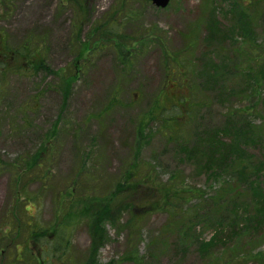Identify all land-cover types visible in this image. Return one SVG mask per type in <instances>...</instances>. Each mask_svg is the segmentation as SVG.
Listing matches in <instances>:
<instances>
[{"label":"rangeland","instance_id":"1","mask_svg":"<svg viewBox=\"0 0 264 264\" xmlns=\"http://www.w3.org/2000/svg\"><path fill=\"white\" fill-rule=\"evenodd\" d=\"M245 1L249 0H238L241 5ZM250 1L256 3L249 40L251 61L245 66L242 53H235L237 71L225 62L234 54L230 42L226 39L225 52L218 49V34L206 27V22L217 26L218 21L225 33L233 32L236 20L224 13L227 1L169 0L165 8H157L146 0H88L83 11L72 0H9L8 9L0 6V32L7 45L14 49L26 38L43 42L41 55L48 68L47 72L30 77L16 71L0 76V264H12L16 257V261L20 260L17 264H37L34 256L40 245L27 239V227L23 224L31 230L50 227L58 215V189L71 184L78 186L74 188L78 193L102 195L104 189L113 188L130 165L137 163L140 173L150 171L157 182L164 183L175 176L187 188L204 190L210 196L217 179H209L201 166L207 163L206 135L222 128L232 112L246 111L249 119L246 116L243 122H252L257 138L264 140V72L261 69L258 73L260 67L256 68L264 62V0ZM105 24H121L116 34L123 38L101 35ZM235 31H239L238 27ZM118 40L130 50L132 63L127 67L116 59L113 45ZM236 41L241 44L239 38ZM86 43L94 50L78 62V48ZM188 43L193 44L188 47ZM185 47L188 49L183 53ZM177 56L187 61L183 84L176 69L173 77L166 75L174 68L171 58ZM221 61L226 67L214 68ZM75 62L82 65L81 74L75 75L66 88L64 84L72 75ZM202 72L208 82L201 79ZM221 73L222 81L213 86L207 78L217 79ZM189 80L196 93L193 92L192 110L187 116L182 106L171 107L170 100L165 98L164 102L163 98L169 97L171 89H187ZM115 91L117 106L105 111ZM155 101L168 110L156 113L150 120L148 111ZM178 115L183 125L179 129L186 150L183 154L164 137L159 126V121ZM138 119L145 123L140 133ZM257 138L255 144L250 142L245 148L255 165L260 163L264 147ZM223 141L227 142L224 138ZM42 147L46 152L40 153V157L46 161L38 168L28 157ZM16 165L24 168L20 170L23 176H15L19 171ZM43 173L48 174V179L41 182ZM90 185L91 191L83 188ZM164 222L162 213L151 214L144 220L139 255L147 254L152 236ZM103 227L108 239L98 249L94 264H135L121 259L127 254L125 233H119L109 222ZM212 227L214 224L196 226L199 239L209 240L214 233ZM5 230L7 235L1 236ZM243 234L236 239L238 249L233 244L228 250L234 254L217 247V257L210 258L209 263L215 264L217 259V263L223 260V264H264L257 255L264 257V233L250 229ZM68 241L66 258L71 264H84L91 243L86 217L76 219ZM41 242L45 244L43 239ZM57 253L61 256V247ZM42 255V264H56L54 256ZM160 258L151 264L205 263L193 245L174 246Z\"/></svg>","mask_w":264,"mask_h":264},{"label":"trees","instance_id":"2","mask_svg":"<svg viewBox=\"0 0 264 264\" xmlns=\"http://www.w3.org/2000/svg\"><path fill=\"white\" fill-rule=\"evenodd\" d=\"M81 1H84L81 3ZM88 0H72L73 3L78 4L81 11L84 10V4ZM150 2V0H146ZM220 1V0H217ZM223 3L226 1L227 4V15L234 16L236 20V28L239 31H235L233 28L231 33H225L224 29H221L218 25H221L217 21L206 22V27L209 30L210 27L213 28L211 32L218 34L217 38L215 36V42H217V48L222 49L225 52L224 44L226 39L230 42V51H233V56L230 54L229 60L225 61L229 65L233 66V69L237 71L238 61H235V53H242V61L245 66H249L248 63L251 61L249 59V51L251 49V44L249 43L250 34L252 32V22L251 18L255 12L256 3L245 1L244 5L239 4L238 0H221ZM215 2V1H214ZM1 8H9V0H0ZM254 6V9H253ZM253 10L252 12H250ZM106 28L100 30L101 35L108 36L109 34H116L117 30L121 28V24L113 25L115 27H110L105 24ZM103 26V27H105ZM117 35V34H116ZM113 36V38L116 37ZM193 34H189L190 36ZM0 32V37H2ZM186 36V37H187ZM118 39L123 37L118 34ZM252 37V36H251ZM239 38L241 44L236 41ZM2 45L0 42V76L3 77L11 71L19 72L20 75L25 77L34 76V74L41 71L47 72L45 61L41 55V46L43 42H33L32 38H26L19 47L11 49L7 42L4 41L2 37ZM114 41V50L116 59L119 64L123 67H127L132 63L130 50L127 47L121 46L119 41ZM212 43V42H211ZM191 47L193 43H188ZM240 44V45H239ZM88 43L82 44V47L78 48L77 61L79 62L84 56L92 53L94 50L87 46ZM215 46V45H214ZM188 48L182 50L183 53L186 52ZM171 64L173 69L166 72L167 78L173 77L174 70L181 75L182 81L184 82V77L187 75V69L184 68L186 59L177 57L171 58ZM239 60V58H238ZM256 59H254L255 61ZM225 62L222 61L219 65H214L224 69L226 67ZM204 63V60H203ZM222 63V64H221ZM15 64V65H12ZM203 66V65H202ZM82 65L74 63L71 73L72 75L67 79L64 86L68 88L70 84L75 79V75L81 74ZM205 67V66H203ZM202 67V68H203ZM258 73L261 69L264 72V62L257 65L259 68ZM184 68V69H183ZM183 69V71H181ZM250 69L247 71L249 76ZM257 72V71H256ZM235 73V72H233ZM201 73V79H203ZM218 74V72H217ZM264 75V73H262ZM223 73L217 76V79L207 78L212 80L213 86L217 82L222 81ZM232 75V74H228ZM227 75V76H228ZM198 76V74H197ZM237 76V75H232ZM257 77V76H255ZM64 79V78H62ZM205 82H208L206 79ZM248 80V79H247ZM247 82V81H246ZM253 87V83H251ZM257 82L254 84L256 88ZM173 87V85H172ZM187 89L181 87L180 89H171L168 96L164 97V102L166 99L172 104L171 107L182 108L185 114H188L192 110L191 102L193 97V92L196 93L192 88V83L189 80L187 83ZM207 89V86H203ZM184 88V90H182ZM0 86V95H1ZM117 92L115 91L110 96V102L105 111H110L117 106V97L115 96ZM166 98V99H165ZM173 108V109H174ZM168 110L162 104L155 101L148 111L149 119L152 120L158 113L161 114L162 111ZM101 112L104 115L106 112ZM246 111L232 112L227 117V122L222 128H217L210 131L207 136L206 151H207V163H202L203 172L207 174L209 179H217L214 187L213 193L209 196L206 191L200 190L198 188H187L182 182L177 181V177L173 176L167 182L161 183L157 182L156 179L150 174L151 172L140 173L137 163H133L129 166V169L124 172L120 180L115 183V185L109 189H104L105 191L102 195H94L91 192L83 193L76 192L78 186L69 184L63 190L58 189L56 192V204L58 208V215L50 227L45 229H40L37 227L31 230L26 223L27 227V239L33 243V245H40L37 254L34 256L37 260V264H42L43 258L42 254H48L49 256H54L56 264H61L66 261L71 264V261L66 258V250L69 245V234L71 231V226L74 224L77 218L86 217L88 225V234L90 237V247L88 249V259L84 264H94L95 256L100 248L107 239L108 234L106 229L103 227L105 222H109L113 227L118 229V232H124L126 235V251L125 257L121 258L125 262H134L135 264H151L157 263L166 252L171 251L174 246H191L193 245L197 249V254L203 257L205 261L204 264H211L210 258L213 259L216 256L214 250L217 247H221L223 251L228 252L232 249L233 244H236L234 248L239 247L236 239L239 236L244 235L243 231H249L250 229L260 230L261 234L264 233V147L261 152V160L258 165L250 160L252 157L246 153V147H249V143L255 142L256 127L253 126L252 122H243L247 118ZM180 116H175L173 118L163 119L159 121V126L163 129L164 137L170 142H172L177 150L183 154L186 151L184 148V141H182V135H179V129L183 125L179 122ZM143 120L138 119L139 133L143 131L144 124ZM56 126V125H55ZM53 128V135L56 134V127ZM223 138L227 142L223 141ZM261 142L264 146V140ZM49 141V140H48ZM49 149V146L47 150ZM46 152L44 147L37 151L36 154H32L28 157L29 162H33L35 167L41 168L46 161L43 156L40 157V153ZM189 151V150H188ZM254 157V155H252ZM34 167V168H35ZM15 168L19 171L15 173L16 177L23 176L20 165H16ZM31 168V167H30ZM31 168V169H34ZM153 172V170H152ZM80 175V172H77ZM77 175V176H78ZM81 176V175H80ZM87 177V176H86ZM85 178V177H84ZM88 178V177H87ZM48 174L43 173L41 182L47 181ZM90 182V181H89ZM95 181H92L93 185ZM83 187L92 190V186ZM32 201H28L31 203ZM67 206V209H63V206ZM72 208V210H71ZM154 213H162L165 215V222L159 228L158 232L152 236L150 245L147 248V254L139 255L138 246L141 241V226L144 220ZM80 214V215H79ZM79 215V217H77ZM126 217V218H124ZM124 218V221L122 219ZM241 221V222H240ZM214 224V233L209 240H200L196 234V226L208 227ZM10 226V225H9ZM6 229V228H5ZM1 231V230H0ZM3 233L1 236H6ZM44 240L43 244L41 240ZM177 241V244H176ZM45 245L46 247H43ZM238 245V246H237ZM61 247V256L58 255V248ZM29 249V248H27ZM32 255L34 254L30 251ZM234 254V252H228ZM179 254V253H178ZM174 253V255H178ZM264 260L261 253H257ZM17 257L13 260L12 264H17L20 262L16 261ZM226 259V258H225ZM16 262V263H15ZM47 262H49L47 260ZM215 264H223V260L217 263L215 259ZM50 263V262H49ZM264 263V262H263ZM55 264V263H54ZM176 264H179L177 262Z\"/></svg>","mask_w":264,"mask_h":264},{"label":"water","instance_id":"3","mask_svg":"<svg viewBox=\"0 0 264 264\" xmlns=\"http://www.w3.org/2000/svg\"><path fill=\"white\" fill-rule=\"evenodd\" d=\"M151 3L157 8H164L168 5L169 0H151Z\"/></svg>","mask_w":264,"mask_h":264}]
</instances>
